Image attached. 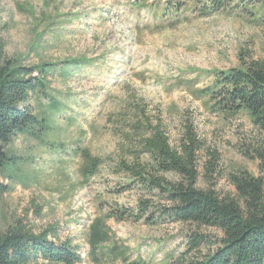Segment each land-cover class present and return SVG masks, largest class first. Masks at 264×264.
<instances>
[{
	"label": "rangeland",
	"instance_id": "rangeland-1",
	"mask_svg": "<svg viewBox=\"0 0 264 264\" xmlns=\"http://www.w3.org/2000/svg\"><path fill=\"white\" fill-rule=\"evenodd\" d=\"M130 1L0 0L5 57L29 66L73 59L90 63L71 69L66 79L57 73L49 78L48 91L61 106L51 119L52 130L40 141L17 137L10 145L29 163L0 196V228L20 222L37 234L52 227L57 240L77 248L79 264H95L88 255V230L102 219L112 236L106 246L115 243L127 250V261L105 259L99 264L201 261L220 237L214 229L105 218L112 209L135 212L139 200L168 204L129 185L115 166L130 162L138 150L141 131L132 126L143 108L173 149L184 126H191L203 146L196 159L199 188L233 195L229 175L240 170L264 185V159L257 156L264 139L250 119L213 116L176 82L193 79L198 71L235 68L239 51L250 60H264V28L235 17L186 15L176 28L156 32L161 20L154 21L145 10L137 13ZM208 82L202 77L196 88ZM30 105L39 114L47 101L32 97ZM80 149L104 161L87 181L80 172ZM209 162L214 172L207 179ZM195 235L204 242L191 250L188 242Z\"/></svg>",
	"mask_w": 264,
	"mask_h": 264
},
{
	"label": "trees",
	"instance_id": "trees-1",
	"mask_svg": "<svg viewBox=\"0 0 264 264\" xmlns=\"http://www.w3.org/2000/svg\"><path fill=\"white\" fill-rule=\"evenodd\" d=\"M132 8L139 13L147 11L154 21L156 32L174 29L186 15L207 18L223 15L246 20L264 28V0H133ZM147 26V25H146ZM90 63L73 59L56 63L24 65L17 58L4 55L0 41V196L10 191L8 183L20 175L27 159L21 158L10 145L17 137L41 140L52 130L51 119L61 106L48 89L54 74L66 79L70 70L84 68ZM202 77L209 82L196 88ZM177 85L199 101L209 114L223 119L246 115L264 139V60H250L247 54L238 53V66L227 70L196 72L190 80H177ZM44 98L45 111L36 114L30 105L31 98ZM140 118L133 124L141 131L138 150L130 162L121 160L115 167L126 175L129 185L138 186L146 194L167 206L139 200L136 211L112 209L108 217L116 222L144 221L149 225L160 222L191 224L211 228L220 234L214 249L201 261L176 264H264V185L263 181L247 170L229 175L233 195L220 196L212 189L197 186L200 174L197 154L202 143L197 140L190 125L184 126L178 147H170L159 125H152L145 110L138 109ZM263 160L264 150L257 151ZM80 172L87 181L103 165L102 159L80 149ZM141 157H144L142 160ZM205 177L211 178L214 166H205ZM172 177V179H168ZM208 179V178H207ZM111 234L102 219L93 221L88 230V255L95 264L109 259L126 263L127 250L111 242ZM200 236L189 240L190 249L203 244ZM77 248L56 238L54 228L37 234L20 222L0 228V264H79ZM163 264H171L164 262Z\"/></svg>",
	"mask_w": 264,
	"mask_h": 264
}]
</instances>
